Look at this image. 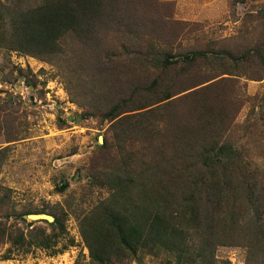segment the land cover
<instances>
[{
	"label": "rangeland",
	"instance_id": "1",
	"mask_svg": "<svg viewBox=\"0 0 264 264\" xmlns=\"http://www.w3.org/2000/svg\"><path fill=\"white\" fill-rule=\"evenodd\" d=\"M120 1L117 27L102 28L88 45L72 32L53 55L0 48V264H259V254L243 243L222 244L218 232L203 251L204 228L185 219L170 220L177 232L167 245L124 249L120 257L113 219L96 214L126 200V226L137 229L139 183L119 174L135 178V159L173 151L167 124L179 140L221 141L264 173V78L252 79L263 65L227 54L235 45L264 54V0ZM201 51L209 59L199 60L195 79L223 78L212 92L201 91L209 82L164 103L165 84L147 94L166 65ZM179 69L163 75L167 83ZM226 71L239 76L220 75ZM196 89L199 95L187 94ZM149 102L156 105L140 109ZM118 103L131 112L112 117ZM156 108V117L136 118Z\"/></svg>",
	"mask_w": 264,
	"mask_h": 264
},
{
	"label": "trees",
	"instance_id": "2",
	"mask_svg": "<svg viewBox=\"0 0 264 264\" xmlns=\"http://www.w3.org/2000/svg\"><path fill=\"white\" fill-rule=\"evenodd\" d=\"M12 2L14 0L0 4V48L45 55L55 54L68 33H80L82 43L88 45L93 41L89 37L93 34L98 37L102 28L114 29L119 23L114 14L122 7L120 0H38L34 5L24 2L20 6L17 4L19 1L16 4ZM235 46L234 51L227 53L232 60L235 63L252 65L256 62L263 65L262 75L252 78L263 79L264 54L258 47L240 52V46ZM207 59V54L202 51L192 52L166 65L164 72H158V76L147 87V94L161 90L165 84L169 92L158 100V103H164L179 93L209 82L211 83L201 87V91H211L223 78L217 80L218 75H215L196 80L194 76L199 60ZM178 67L180 69L173 76L174 81L167 83L163 75ZM220 75L239 76L227 71ZM175 80H187L189 84L176 90L179 82ZM198 90L187 94L197 96L200 94ZM156 93L161 94V91ZM218 95L215 91V97ZM150 103L152 102L140 109L156 105ZM205 103L209 110L213 109L210 101ZM158 109L139 113L136 118L146 119L150 115L156 117ZM127 112L131 111L124 110L120 103L109 111L114 118ZM206 124L197 127L208 133ZM163 126L168 127L166 130L172 133L170 147L173 151L161 149V153L150 157L142 155L139 160L135 159L139 166L135 178L130 177L127 170L122 175L119 174L127 182L131 180L139 183L138 201L132 208L135 210L133 218H137V229L126 226L125 218H132L126 200L117 209L113 207V210L96 214L97 217L105 214L113 219L118 237L114 247L122 249L119 250L120 257L125 255L124 249L134 253V250L142 246L167 245L168 237L171 239L177 232L170 225V220L185 219L196 228H204L205 239L199 244L203 251L209 245L205 242L206 239L218 232L221 234L220 239H225L222 244L243 243L250 248L252 254H259L258 263L264 264V173L248 167L241 152L224 146L219 140H192L193 137L179 140L178 130H170L169 124ZM130 234L135 236V248L132 247ZM113 254L112 251H106L105 256ZM94 257L104 261L101 255L94 253ZM251 262L250 258L248 263Z\"/></svg>",
	"mask_w": 264,
	"mask_h": 264
},
{
	"label": "water",
	"instance_id": "3",
	"mask_svg": "<svg viewBox=\"0 0 264 264\" xmlns=\"http://www.w3.org/2000/svg\"><path fill=\"white\" fill-rule=\"evenodd\" d=\"M32 219H36V220H39V219H43L42 216H32L31 217ZM44 219H47L48 221L52 222L54 221V218L52 216H47L46 218Z\"/></svg>",
	"mask_w": 264,
	"mask_h": 264
}]
</instances>
